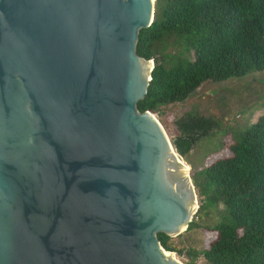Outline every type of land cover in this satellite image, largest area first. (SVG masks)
Masks as SVG:
<instances>
[{"label": "water", "instance_id": "95a60500", "mask_svg": "<svg viewBox=\"0 0 264 264\" xmlns=\"http://www.w3.org/2000/svg\"><path fill=\"white\" fill-rule=\"evenodd\" d=\"M153 0H0V264H186L173 116L136 109Z\"/></svg>", "mask_w": 264, "mask_h": 264}, {"label": "trees", "instance_id": "16d2710c", "mask_svg": "<svg viewBox=\"0 0 264 264\" xmlns=\"http://www.w3.org/2000/svg\"><path fill=\"white\" fill-rule=\"evenodd\" d=\"M135 52L153 62L136 109L154 116L161 107L183 103L204 82L264 71V0H153L152 22L138 32ZM173 126L175 150L186 161L218 124L190 110ZM221 149V157L189 174L198 205L184 232L202 229L214 238L185 255L205 264H264V112ZM156 237L164 251L182 255L172 238Z\"/></svg>", "mask_w": 264, "mask_h": 264}, {"label": "rangeland", "instance_id": "374dc122", "mask_svg": "<svg viewBox=\"0 0 264 264\" xmlns=\"http://www.w3.org/2000/svg\"><path fill=\"white\" fill-rule=\"evenodd\" d=\"M170 50V48L167 49L168 52ZM179 51V48H176L170 52L178 53ZM190 110L212 117L218 124L215 133L199 141L186 156V162L189 167L192 166L191 174L194 170L203 167V163L206 165L221 157L225 152L221 149L223 142H230L236 133L254 123L264 112V71L239 78H229L222 82H204L183 103L161 107L154 117L167 120L173 116L172 127L175 130L174 120ZM204 221L207 223L205 219ZM213 238V233L202 229H192L179 237L170 239L169 243L175 249L181 250V256L173 254L184 260L186 264L190 262L205 264L201 257L191 260L185 255V251L198 252L205 249Z\"/></svg>", "mask_w": 264, "mask_h": 264}]
</instances>
